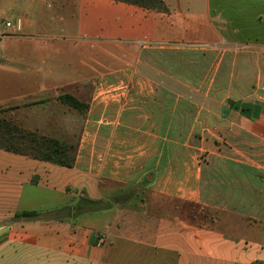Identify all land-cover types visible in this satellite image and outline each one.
Instances as JSON below:
<instances>
[{
  "label": "crops",
  "instance_id": "obj_1",
  "mask_svg": "<svg viewBox=\"0 0 264 264\" xmlns=\"http://www.w3.org/2000/svg\"><path fill=\"white\" fill-rule=\"evenodd\" d=\"M160 1L0 0L2 116L74 148L0 149V264H264V0ZM171 45L207 66L148 62Z\"/></svg>",
  "mask_w": 264,
  "mask_h": 264
},
{
  "label": "trees",
  "instance_id": "obj_2",
  "mask_svg": "<svg viewBox=\"0 0 264 264\" xmlns=\"http://www.w3.org/2000/svg\"><path fill=\"white\" fill-rule=\"evenodd\" d=\"M112 1L135 5L149 11L167 13L166 6L160 0ZM58 99L72 109L84 110L86 107L84 103L79 102L71 95H62ZM0 149L49 162L61 167L71 168L74 164V148L72 145L55 138L45 136L37 131L23 128L11 119H6L3 116H0ZM85 203L94 207L97 204L96 202L83 198L80 199L79 202L70 210L74 211L77 215L80 213L81 208ZM16 216L21 218H34L38 216V213L33 211H24L18 213Z\"/></svg>",
  "mask_w": 264,
  "mask_h": 264
},
{
  "label": "rangeland",
  "instance_id": "obj_3",
  "mask_svg": "<svg viewBox=\"0 0 264 264\" xmlns=\"http://www.w3.org/2000/svg\"><path fill=\"white\" fill-rule=\"evenodd\" d=\"M217 6H215L216 8ZM242 3L240 2H232L230 3L229 7L227 10L223 11L221 20L224 21V23L229 26L233 25L232 31H234L235 26L239 25V23L242 21V19L246 16L245 12L242 10ZM246 7V5H245ZM218 8V7H217ZM223 9V6L221 7ZM12 14H4L2 17V20H8V22L13 23V19L11 18ZM223 23V22H222ZM235 24V25H234ZM220 27V26H219ZM4 33L8 34L9 29L7 31L3 30ZM16 33H14L15 35ZM160 47V46H157ZM178 48V49H176ZM183 48V49H181ZM208 46H163L160 48H152L150 50H147V60L150 64H152L153 67H162V68H168L169 70H188L190 68H194L195 66L197 68L199 67H206L207 66V61L204 62H199L195 61L193 58V54H202V53H208ZM144 50L142 51V54ZM143 56V55H142ZM144 57V56H143ZM198 60V59H197ZM5 111H0V112H5V113H0V116L2 115H8L9 109H3ZM82 111V110H79ZM64 215V214H62Z\"/></svg>",
  "mask_w": 264,
  "mask_h": 264
},
{
  "label": "built area",
  "instance_id": "obj_4",
  "mask_svg": "<svg viewBox=\"0 0 264 264\" xmlns=\"http://www.w3.org/2000/svg\"><path fill=\"white\" fill-rule=\"evenodd\" d=\"M4 26H5L6 28H11V27H12V30H14V31H18V30L20 29V22L17 21V22L15 23L14 26H12L10 22H6V23L4 24Z\"/></svg>",
  "mask_w": 264,
  "mask_h": 264
}]
</instances>
